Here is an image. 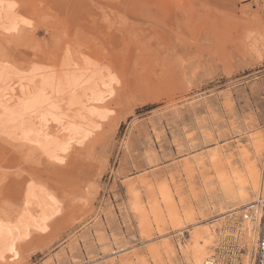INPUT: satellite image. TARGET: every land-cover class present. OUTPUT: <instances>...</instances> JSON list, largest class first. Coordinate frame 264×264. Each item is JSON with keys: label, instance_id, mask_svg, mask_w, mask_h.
Instances as JSON below:
<instances>
[{"label": "rangeland", "instance_id": "1", "mask_svg": "<svg viewBox=\"0 0 264 264\" xmlns=\"http://www.w3.org/2000/svg\"><path fill=\"white\" fill-rule=\"evenodd\" d=\"M1 2L16 4L25 19L20 34L0 39V64L8 62L1 65L13 78L87 59L108 80L91 92L106 118L64 164L27 155L0 135V210L20 209L31 182L46 196V212L36 217L42 228L16 241L0 264H122L119 256L133 250L125 264H186L174 247L188 232L171 233L165 222L156 233L141 226V214L154 223L158 185L200 225L227 214L215 207L218 189L204 157L216 152L221 168L241 171L246 137L256 127L264 136V0ZM195 155L204 165L191 171L192 162L183 163ZM156 241L171 243L156 252ZM225 246L215 241L212 251L231 264ZM245 254H237L241 264Z\"/></svg>", "mask_w": 264, "mask_h": 264}, {"label": "bare ground", "instance_id": "2", "mask_svg": "<svg viewBox=\"0 0 264 264\" xmlns=\"http://www.w3.org/2000/svg\"><path fill=\"white\" fill-rule=\"evenodd\" d=\"M4 2L2 3L0 0V39L10 41V38L16 37L25 29L23 24L25 19L20 17L21 9L15 7L16 4ZM79 61H67L57 69L13 78V73L8 71L6 65H1L2 63L8 64V62L2 60L0 64V135L5 136V140H9L10 143L18 142L21 149L30 152L27 155L37 151L52 163L64 164L73 145L85 143L84 141L98 129L101 124L100 121L107 116V111L96 105L97 101L93 100L91 92L100 80H108V74L103 73L100 68L97 69L87 59H84L83 62ZM246 141L247 148L240 157L241 163L239 162L241 171L221 168L216 162V152L205 154L204 158L208 160V165L211 166L216 182L215 186L218 189V191L213 190L218 197L215 207L218 211L227 213L225 216L214 220L219 222L200 225L198 221H195L196 219L189 208L184 207L185 209H183L181 206L182 208L178 212L175 197H172L165 185H158L151 197L153 205L152 208L150 207V212L153 214L154 219L151 220L154 223L150 226V221L147 222V213L143 211L141 214V226L147 224L156 233L161 232L165 222L171 226V233L178 232L177 234H179L182 230L188 232L187 239L184 242L179 240L174 247V251L181 254L186 264H221L212 251L215 241L221 247H226L225 245L229 244L230 250L228 252L231 251L232 253L227 255L231 256V264L236 263L237 254L235 251L240 246L246 251L242 264H253L252 252L257 246L262 228L260 220L264 212L262 206L257 204L260 202L258 199L264 188V136L261 129L256 127L248 134ZM205 152L207 151L205 150ZM195 156L184 160L183 163L188 167L189 163L192 162L191 167L189 166L191 171L194 170L193 164L195 163L196 165L200 164V167L204 165L203 158L201 159L199 155ZM243 157L245 161L242 160ZM3 174L0 172V179L4 176ZM204 184V189L206 187L212 191L213 185H209L208 182H203ZM42 189L41 186L31 182L24 194L23 205L20 209L14 210L13 214H6L0 210V258L11 253L14 243L26 239L32 229L42 228V225L38 227L40 224L36 220L38 215L42 216L46 212L42 206L46 197L42 194ZM215 194L212 195L216 196ZM206 202L209 206L206 208L211 209L213 205L209 201ZM139 207L136 206L137 209ZM149 230L153 232L151 229ZM152 235L149 234V236ZM153 244L155 245L152 249L156 252L159 245L164 249L168 246L164 241L160 243L156 241ZM133 252H124L123 256H119V262L125 264L127 262L124 260H133L135 258ZM137 257L139 256L137 255Z\"/></svg>", "mask_w": 264, "mask_h": 264}, {"label": "built area", "instance_id": "3", "mask_svg": "<svg viewBox=\"0 0 264 264\" xmlns=\"http://www.w3.org/2000/svg\"><path fill=\"white\" fill-rule=\"evenodd\" d=\"M258 201H260V202H257V204L259 203L262 206V208L264 209V188L261 191V196L258 199ZM260 225L262 228H261V231L259 234V238L257 240L256 249L253 253V258H252L253 264H264V240H263V237H264V235H263V232H264V212L262 213V216H261ZM243 251H244V248L241 247V248L236 249L235 253L239 254ZM228 253H232V252L229 251ZM228 261H229L228 258H226L224 262L226 264H229ZM235 261L237 262L236 264H241L239 256L236 257Z\"/></svg>", "mask_w": 264, "mask_h": 264}]
</instances>
